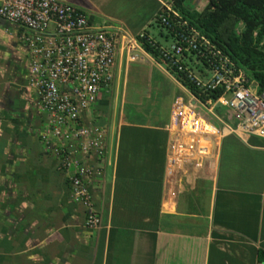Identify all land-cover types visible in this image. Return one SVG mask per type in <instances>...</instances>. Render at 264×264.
Returning a JSON list of instances; mask_svg holds the SVG:
<instances>
[{
    "label": "crops",
    "instance_id": "crops-1",
    "mask_svg": "<svg viewBox=\"0 0 264 264\" xmlns=\"http://www.w3.org/2000/svg\"><path fill=\"white\" fill-rule=\"evenodd\" d=\"M60 1L91 25L107 19L132 36L169 41L155 22L168 0ZM21 37L0 20V264H264V138L226 130L207 173L169 170L172 105L192 104L193 92L143 46L129 62L118 45L112 89L85 115L106 130L101 158L86 159L101 169L89 182L99 224L87 229L39 141L45 121ZM210 121L234 126L222 107Z\"/></svg>",
    "mask_w": 264,
    "mask_h": 264
},
{
    "label": "built area",
    "instance_id": "built-area-1",
    "mask_svg": "<svg viewBox=\"0 0 264 264\" xmlns=\"http://www.w3.org/2000/svg\"><path fill=\"white\" fill-rule=\"evenodd\" d=\"M173 1L163 4L157 14L155 22L169 40L158 45L145 32L132 36L107 19L91 25L87 13L60 0H0V20L22 30L30 57L28 84L45 121L39 141L67 177L72 201L84 208L87 229L99 224L89 182L101 175V169L86 159L101 158L106 130L86 121L85 115L112 89L118 45L134 62L140 46L150 44L163 63L195 90L192 104L178 98L172 105L169 170L186 175L191 167L207 173L215 142L226 130L264 138V93L255 92L245 72L188 25L172 7ZM219 107L230 113L232 129L211 123Z\"/></svg>",
    "mask_w": 264,
    "mask_h": 264
},
{
    "label": "trees",
    "instance_id": "trees-1",
    "mask_svg": "<svg viewBox=\"0 0 264 264\" xmlns=\"http://www.w3.org/2000/svg\"><path fill=\"white\" fill-rule=\"evenodd\" d=\"M207 1L202 11L186 8L187 0H174L172 7L245 72L255 92L264 93V0ZM142 46L153 59L163 63L150 44Z\"/></svg>",
    "mask_w": 264,
    "mask_h": 264
},
{
    "label": "rangeland",
    "instance_id": "rangeland-1",
    "mask_svg": "<svg viewBox=\"0 0 264 264\" xmlns=\"http://www.w3.org/2000/svg\"><path fill=\"white\" fill-rule=\"evenodd\" d=\"M207 4V0H190V2H188V9L202 11L207 6Z\"/></svg>",
    "mask_w": 264,
    "mask_h": 264
}]
</instances>
